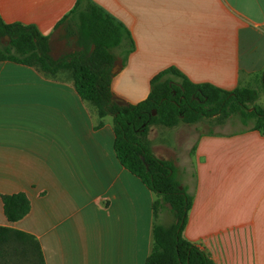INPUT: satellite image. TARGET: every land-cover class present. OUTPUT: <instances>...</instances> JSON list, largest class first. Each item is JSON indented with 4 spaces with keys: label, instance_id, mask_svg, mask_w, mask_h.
I'll list each match as a JSON object with an SVG mask.
<instances>
[{
    "label": "crops",
    "instance_id": "crops-1",
    "mask_svg": "<svg viewBox=\"0 0 264 264\" xmlns=\"http://www.w3.org/2000/svg\"><path fill=\"white\" fill-rule=\"evenodd\" d=\"M75 1L0 0V17L34 25L59 54L73 42L56 25ZM91 1L134 45L123 66L118 57L111 82L126 102L144 100L150 79L169 67L227 91L260 82L264 0ZM177 128L152 126L147 141L186 177L175 158ZM113 141L111 122L78 97L68 72L43 76L0 62V195L22 192L30 202L10 223L0 200V226L32 235L44 264H145L155 196L120 165ZM192 145L180 182L192 195L183 237L214 264H264V135L247 127L200 134Z\"/></svg>",
    "mask_w": 264,
    "mask_h": 264
},
{
    "label": "trees",
    "instance_id": "trees-1",
    "mask_svg": "<svg viewBox=\"0 0 264 264\" xmlns=\"http://www.w3.org/2000/svg\"><path fill=\"white\" fill-rule=\"evenodd\" d=\"M56 28L65 40L73 42L65 43L59 54L54 53L50 38L34 25L6 23L0 17V62L27 66L50 77L66 71L78 97L95 109L98 118L112 117L113 151L118 162L155 196L152 247L145 264H214L183 237L192 195L181 185L174 162L152 153L147 133L152 126L173 128L180 123L234 116L243 126L251 123L249 130L264 135V105L255 104L257 91L245 86L227 91L208 83L195 84L169 67L150 79L144 100L129 103L111 89L118 57L123 66L134 49L126 28L91 0H76ZM260 87L264 96V71ZM101 126L99 122L97 127ZM0 200L7 222H17L30 211V202L22 192L0 195ZM164 210L171 216L167 225L158 222ZM22 262L44 264L37 240L0 226V264Z\"/></svg>",
    "mask_w": 264,
    "mask_h": 264
},
{
    "label": "rangeland",
    "instance_id": "rangeland-1",
    "mask_svg": "<svg viewBox=\"0 0 264 264\" xmlns=\"http://www.w3.org/2000/svg\"><path fill=\"white\" fill-rule=\"evenodd\" d=\"M251 88L257 91L258 97L255 102V104L258 105H264V96L261 92V87H260V82L257 80L251 85ZM107 121L111 122V127H112V117L107 116L106 117ZM251 123L247 127H250ZM176 127L179 130L178 133V141L176 144V152H175V158L178 162L179 170H181V167L183 169L185 168V174L187 173L186 177L184 176H179L177 175L178 179L180 182L188 180V174H189V168L190 166V161H191V155L193 151V145L192 143L194 142L195 138L199 136L200 134H205V133H210L213 135H218V134H234L236 132L242 131L246 129V126H243L239 120L232 116L227 119H220L217 120L216 118H210V119H201L198 122L191 124V125H186V124H178ZM170 131V130H169ZM148 138L151 140V146L157 147L160 144L158 142L154 141V136L152 133H149ZM187 147H191L189 150V154L186 153ZM162 214L160 215L158 222L163 225H167L171 222V216L168 213V211L164 210L161 212ZM24 262L20 263L23 264ZM18 264V263H14Z\"/></svg>",
    "mask_w": 264,
    "mask_h": 264
},
{
    "label": "water",
    "instance_id": "water-1",
    "mask_svg": "<svg viewBox=\"0 0 264 264\" xmlns=\"http://www.w3.org/2000/svg\"><path fill=\"white\" fill-rule=\"evenodd\" d=\"M7 39V38H6Z\"/></svg>",
    "mask_w": 264,
    "mask_h": 264
}]
</instances>
